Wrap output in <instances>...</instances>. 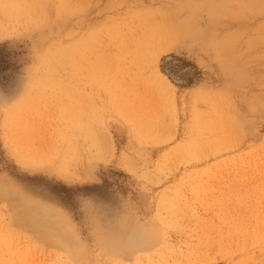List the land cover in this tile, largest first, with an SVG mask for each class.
Wrapping results in <instances>:
<instances>
[{"label": "rangeland", "instance_id": "374dc122", "mask_svg": "<svg viewBox=\"0 0 264 264\" xmlns=\"http://www.w3.org/2000/svg\"><path fill=\"white\" fill-rule=\"evenodd\" d=\"M216 1H11L26 17L0 36V264H264V0ZM158 19L198 36L132 59ZM142 83L167 93L161 115L133 106Z\"/></svg>", "mask_w": 264, "mask_h": 264}, {"label": "bare ground", "instance_id": "6f19581e", "mask_svg": "<svg viewBox=\"0 0 264 264\" xmlns=\"http://www.w3.org/2000/svg\"><path fill=\"white\" fill-rule=\"evenodd\" d=\"M11 1H13V0H0V36H2V35H7V34H10V32H12L13 30H16L18 27H20V24H21V17H26V16H24V10H26V7L24 6V5H22L21 6V3H18V4H15L14 2H11ZM15 1V0H14ZM21 1V0H20ZM24 1V0H23ZM30 1H32V0H30ZM204 1V0H203ZM216 1V0H215ZM227 1H229V0H226V2ZM235 1V0H234ZM260 1V0H259ZM34 2V1H33ZM32 2V3H33ZM53 2V1H52ZM208 2V1H207ZM214 2V1H213ZM217 2V1H216ZM231 2V1H230ZM230 2H228V3H230ZM240 2H242V1H240ZM245 2H246V0H245ZM258 2V1H257ZM23 3V2H22ZM26 3L28 4V2L26 1ZM41 3V2H40ZM39 3V4H40ZM218 3V2H217ZM216 3V4H217ZM220 3V2H219ZM219 3L217 4V5H219ZM225 3V2H224ZM236 3V2H235ZM31 4V3H30ZM29 4V5H30ZM36 4V3H35ZM50 4V3H49ZM210 4V3H209ZM226 4V3H225ZM236 4H239V2L238 3H236ZM242 4H244V3H242ZM260 4V3H259ZM34 5V4H33ZM33 5H32V7H33ZM47 5V4H46ZM96 5V4H95ZM216 5V6H217ZM245 5V4H244ZM250 5V4H249ZM44 6V5H43ZM69 6V5H68ZM183 6V5H182ZM189 6V5H188ZM225 6V5H224ZM248 6V5H247ZM25 7V9H23ZM41 7V6H40ZM181 7V6H180ZM240 7H241V5H240ZM250 7H251V5H250ZM249 7V8H250ZM35 8H36V5H35ZM27 9H31V11H32V8H27ZM43 9H44V7H43ZM97 9V8H96ZM244 9H246V8H244ZM46 10V9H45ZM64 10V9H63ZM228 10V9H227ZM226 10V11H227ZM229 10H230V8H229ZM233 10H235V9H233ZM232 10V11H233ZM247 10V9H246ZM30 11V10H29ZM34 11V13H36L35 12V10H33ZM39 11L40 12H42L40 9H39ZM220 11V10H219ZM225 10H224V12H226ZM236 11V10H235ZM240 11V10H239ZM241 11H243V10H241ZM38 12V11H37ZM39 12V13H40ZM66 12V11H65ZM68 12V11H67ZM177 12V11H176ZM230 12V11H229ZM234 12V11H233ZM253 12H254V10H253ZM31 13V12H30ZM54 13V12H53ZM182 13V12H181ZM194 13H196V12H194ZM226 13H228V12H226ZM27 14H28V12H27ZM37 14V16H38V13H36ZM44 15H45V13H43ZM42 14V15H43ZM171 14V13H170ZM176 14V13H175ZM235 14V13H234ZM26 15V14H25ZM29 15V14H28ZM36 16L35 14H33L32 13V15H29V16H32L33 17V20H34V16ZM173 15V14H172ZM171 15V16H172ZM183 15V14H182ZM195 15V14H194ZM207 15V14H206ZM231 15H233V13H231ZM236 15V14H235ZM37 16H36V18H37ZM41 15L39 14V16L38 17H40ZM230 16V15H229ZM234 16V15H233ZM196 17V16H195ZM48 18V17H47ZM26 19H29V17L28 18H26ZM26 19L24 20V21H26ZM30 19H31V17H30ZM174 19V18H173ZM40 20V19H39ZM154 20V19H153ZM175 20V19H174ZM30 21V20H29ZM23 22V21H22ZM31 22V21H30ZM33 22V21H32ZM177 22V21H176ZM189 22V21H188ZM187 21H181V22H177V23H175V21L173 22L172 20L169 22V21H166V20H163V19H158V20H156L155 22H153L154 24H151V23H149V24H144V25H138V26H136L135 28H134V31L137 33L136 34V38H135V49H137V50H135L134 49V51H133V53L132 54H130L131 55V57H132V59H135V58H139V59H141V57H142V55H143V53L144 52H146V51H148L149 49H150V47L151 46H154V47H156V48H154V49H158V50H164V48L165 47H171V45L172 44H175L176 43V41H181V40H190V41H192V38H194V36H198L197 35V33H198V29H196L195 28V26H194V28L192 27V25L190 24V22L188 23ZM36 23V22H35ZM67 23V22H66ZM33 24V23H32ZM27 25H29V24H26V26ZM75 25H76V23H75ZM199 25V24H198ZM197 25V26H198ZM202 25V24H201ZM28 28V27H27ZM81 28V27H80ZM99 28V27H98ZM38 29V28H37ZM50 29H52V28H50ZM85 30V29H84ZM74 31V30H73ZM68 33H69V31H68ZM73 33H75V32H73ZM200 36H202V34L200 35ZM200 36H199V38H200ZM203 37V36H202ZM209 37V36H208ZM233 37V36H232ZM182 38V39H181ZM196 38V37H195ZM178 39H180V40H178ZM205 39V38H204ZM210 39V38H209ZM127 40V39H126ZM131 40V39H130ZM206 40H203V42H205ZM189 42V41H188ZM200 42V41H199ZM209 42V41H208ZM123 43V42H122ZM180 43V42H179ZM189 43H191V42H189ZM196 43V42H195ZM113 44V43H112ZM127 44V43H126ZM183 44V43H182ZM185 44V43H184ZM233 45V44H232ZM129 46V45H128ZM173 46V45H172ZM228 46V45H227ZM131 47V46H130ZM133 48V47H132ZM103 49V48H102ZM153 50V49H152ZM223 50V49H222ZM227 50V49H226ZM75 51V50H74ZM97 51V50H96ZM224 51V50H223ZM77 52V51H76ZM89 53V52H88ZM93 53H94V50H93ZM109 53V52H108ZM107 53V54H108ZM131 53V52H130ZM129 54V53H128ZM84 55V54H83ZM82 55V57H83V59L85 58V55L83 56ZM88 55V54H87ZM90 56L92 55V54H89ZM88 55V56H89ZM103 55V54H102ZM70 56H71V60L70 61H72L73 62V65H71L72 66V74L70 75L71 77H72V80H74V81H76V83H77V81L78 80H81L82 78H83V80H84V77H83V75L81 76V74H79L78 73V71H79V69H78V71H76V68H74L75 66H77L78 67V65H77V61H78V63H81L80 61H79V53L77 52V53H73L72 52V55L70 54ZM101 56V55H100ZM106 56V55H105ZM108 56V55H107ZM112 56V55H111ZM220 56V55H219ZM87 57V56H86ZM92 59H93V61L94 62H97V61H99V62H101L100 60L101 59H99V57H98V54H97V52H96V55L94 56V55H92ZM102 57V56H101ZM123 57H125V56H123ZM130 57V56H129ZM79 58V59H78ZM103 58V57H102ZM70 59V58H69ZM82 59V58H81ZM85 59H87V58H85ZM106 59H108V58H106ZM120 59V58H119ZM231 59V58H230ZM88 60H89V57H88ZM111 60V59H110ZM125 60V59H124ZM129 60H131V59H129ZM86 61V60H85ZM121 61V60H120ZM128 61V60H127ZM135 62H136V60H134ZM83 62H84V60H83ZM103 62H105V59L103 60ZM102 62V63H103ZM132 62V61H131ZM86 63V62H85ZM125 63H126V61H125ZM139 63V62H138ZM82 64V63H81ZM87 64V63H86ZM120 64V63H119ZM134 64V63H133ZM137 64V63H136ZM80 66V65H79ZM86 66V65H85ZM116 66V65H115ZM81 68H83L82 66H80ZM92 67H93V65H92ZM97 67V66H96ZM110 67V66H109ZM52 68V67H51ZM71 68V67H70ZM88 68V67H87ZM60 69V68H59ZM92 69V72H93V68H91ZM63 70V69H62ZM61 70V71H62ZM83 70V69H82ZM81 70V72H83V73H85L84 72V70L82 71ZM86 70V69H85ZM107 70H108V68H107ZM106 70V71H107ZM121 70V69H120ZM119 70V71H120ZM124 70V69H123ZM129 70V69H128ZM99 71V70H98ZM125 71H126V69H125ZM124 71V72H125ZM63 72V71H62ZM95 72V71H94ZM93 72V73H94ZM100 72V71H99ZM117 72V71H116ZM123 72V73H124ZM57 73V72H56ZM61 73V72H60ZM90 74H88V75H91V72H89ZM115 73V72H114ZM127 73V72H126ZM128 73H129V71H128ZM66 74V73H65ZM116 74V73H115ZM114 74V75H115ZM41 75H42V73H41ZM62 75V74H61ZM85 75V74H84ZM99 75V74H98ZM97 75V78L99 77ZM123 75V74H122ZM130 75H131V73H130ZM37 76V75H36ZM95 76H96V74H95ZM95 76H93V78L94 79H96L95 78ZM102 76V75H101ZM126 76V75H125ZM133 76V75H132ZM149 76V75H148ZM59 77V76H58ZM71 77H70V80H71ZM112 77V76H111ZM111 77L109 76L108 78H110L111 79ZM115 77V76H114ZM119 77H120V75H119ZM126 77H129L128 75L126 76ZM60 78V77H59ZM62 78H65V76L64 77H62ZM91 78H92V76H91ZM100 78H102V77H100ZM99 78V79H100ZM116 78V77H115ZM124 78V77H123ZM134 78V77H133ZM148 78V77H147ZM167 78V77H166ZM88 79V78H87ZM109 79V80H110ZM130 79V78H129ZM136 79H138V78H136ZM135 79V80H136ZM57 80V79H56ZM90 80V79H89ZM114 81H109V82H115V80L116 79H113ZM120 80H121V78H120ZM124 80H125V78H124ZM168 80V79H167ZM36 81V80H35ZM88 81V80H87ZM96 81V80H95ZM95 81H93V84H94V82ZM97 81H99V80H97ZM101 81H102V79H101ZM130 81V80H129ZM137 81H139V80H137ZM137 81H135V82H137ZM64 82V81H63ZM83 82V81H82ZM89 82H91V81H89ZM100 82V81H99ZM104 82V81H103ZM103 82H102V84H103ZM118 82H120V81H118ZM118 82H116L117 84L116 85H118ZM122 82V85H123V81H121ZM120 82V83H121ZM128 82V81H127ZM133 81H131V83H132ZM140 82V81H139ZM138 82V83H139ZM167 82V81H166ZM75 82H73V84H74ZM92 83V82H91ZM96 83H98V82H96ZM148 83L150 84V85H153V84H155V80L153 79V82L151 81V80H148ZM171 83V82H170ZM70 84V83H69ZM80 84V83H79ZM101 84V83H100ZM99 84V85H100ZM101 84V85H102ZM104 84H105V82H104ZM113 84V83H112ZM144 83H142V85H143ZM169 84V83H168ZM167 84V85H168ZM63 85V84H62ZM88 85V84H87ZM95 85V84H94ZM106 85V84H105ZM108 86H109V83L107 84ZM106 85V86H107ZM125 85H126V81H125ZM129 86H130V82H129V84H128ZM156 85V86H155ZM154 86V88L156 89V87H157V85H159L158 83L157 84H155ZM166 85V86H167ZM75 86V85H74ZM103 86V85H102ZM128 86V88L130 89V87ZM133 86V85H132ZM135 86H138V84H136ZM77 87V86H76ZM79 87V86H78ZM77 87V88H78ZM83 87L84 86H82V88L81 89H83ZM95 87H96V85H95ZM101 87V86H100ZM112 87V86H111ZM134 87V86H133ZM65 88V87H64ZM68 88V87H67ZM73 88H75V87H73ZM80 88V87H79ZM89 88L90 89H92L93 88V85H90L89 86ZM97 88V87H96ZM99 88V87H98ZM105 88V87H104ZM114 88V87H113ZM117 88V87H116ZM115 88V89H116ZM121 88V89H120ZM124 89H125V86L123 87ZM123 88L121 87V86H119V89H120V91H121V96L125 99L126 98V95L125 94H127V93H125V91L123 90ZM127 87H126V89H127V91H130L129 89H128ZM137 88V87H136ZM135 88V89H136ZM169 88V87H168ZM167 88V89H168ZM70 89V88H69ZM68 89V90H69ZM85 89V88H84ZM83 89V90H84ZM101 89V88H100ZM114 89V90H115ZM132 89H134V88H132ZM131 89V96H133L135 99H134V102L133 103H135V104H133V106H138L140 109H141V107H140V104H142L143 103V110H146V113L148 112V113H150L151 111H153V110H155L156 112H158L157 113V115L159 114V115H161L160 114V112L161 111H164L165 109H166V104H165V102H164V100L166 99H168V98H166V96H165V98L163 97V95L165 94V93H163L164 91H163V89L162 88H160L158 91L157 90H153V92H151V95L152 96H147L148 94H146L145 92H143V91H146V87L144 88V85L139 89V90H132ZM48 90V89H47ZM59 90V89H58ZM75 90V89H74ZM83 90H79V91H83ZM104 90V89H103ZM110 90V89H109ZM117 91H118V89H116ZM59 91H61V90H59ZM86 91V90H85ZM96 91H98V90H96L95 89V91L94 92H96ZM100 91V90H99ZM107 91H108V89H107ZM171 91V90H170ZM109 92V91H108ZM113 92V91H112ZM119 92V91H118ZM56 93V92H55ZM70 93H71V91H70ZM97 93V92H96ZM100 93H102V89H101V92ZM125 93V94H124ZM84 94H87V92L86 93H84ZM129 94H130V92H129ZM167 94V93H166ZM165 94V95H166ZM70 95V94H69ZM73 95V94H72ZM88 95V94H87ZM94 95V94H93ZM44 96V95H43ZM58 96V95H57ZM76 96H77V91H76ZM65 97V96H64ZM81 97H83L82 95H81ZM99 98H100V95L98 96ZM170 97V96H169ZM70 98V97H69ZM75 98V97H74ZM77 98L79 99V97L77 96ZM88 98V97H87ZM93 98H95V97H92V101L93 100H95V99H93ZM98 98V99H99ZM101 98H102V96H101ZM50 99V98H49ZM72 99H73V97H72ZM71 98L69 99V100H72ZM82 99V98H81ZM96 99H97V97H96ZM132 99V98H131ZM165 100V101H166ZM76 101V100H75ZM56 102V101H55ZM65 102V101H64ZM78 102H81V101H79L78 100ZM94 103H96L95 101H93ZM115 102V101H114ZM167 102V101H166ZM54 103V102H53ZM69 103V102H68ZM77 103V102H76ZM41 104V103H40ZM56 104V103H55ZM59 104V103H58ZM70 104V103H69ZM73 104H75V103H71V105H73ZM78 104V103H77ZM80 104V103H79ZM98 104H99V101H98ZM101 104H102V102H101ZM39 105V104H38ZM60 105H62V104H60ZM76 105V104H75ZM89 105H90V103H89ZM131 105V104H130ZM58 106V105H57ZM78 106V105H77ZM82 106V105H81ZM94 106H97L96 104L94 105ZM41 107V106H40ZM59 107V106H58ZM63 107V106H62ZM72 107H74V105L72 106ZM79 107V106H78ZM83 107V106H82ZM98 107V106H97ZM60 108V107H59ZM70 109H71V112H73L72 110V108L71 107H69ZM93 108V107H92ZM67 107H66V111H67ZM53 110V109H52ZM98 110V109H97ZM100 110V109H99ZM69 111V110H68ZM84 111V110H83ZM89 111V110H88ZM76 112V111H75ZM44 113V112H43ZM54 113V112H53ZM58 113V112H57ZM65 113V112H64ZM68 113V112H67ZM92 113V112H91ZM151 113H154V112H151ZM48 115H50V114H48ZM52 115V114H51ZM76 115V114H75ZM64 116V115H63ZM68 117V116H67ZM71 117V116H70ZM63 118V117H62ZM41 119H42V117H41ZM89 120V119H88ZM63 121V120H62ZM85 121V120H84ZM43 122V121H42ZM47 122V121H46ZM34 123V122H33ZM44 123V122H43ZM49 123H51V121L49 122ZM64 124V123H63ZM58 126V125H57ZM44 127V126H43ZM46 127V126H45ZM59 127V126H58ZM48 129V128H47ZM72 129V128H71ZM51 130H52V128H51ZM91 130V129H90ZM46 131V130H45ZM93 133V132H92ZM74 134V133H73ZM31 134L29 133V136H30ZM91 135H93V134H91ZM94 136V135H93ZM50 137V136H49ZM54 137V136H53ZM102 137V136H101ZM41 138V137H40ZM45 138H46V136H45ZM44 138V140L46 141L47 139H45ZM43 139V138H42ZM41 140V139H40ZM43 140V141H44ZM50 140V139H49ZM104 140V139H103ZM106 140V139H105ZM110 140V139H109ZM42 141V140H41ZM41 141H39V142H41ZM64 141V140H63ZM68 141V140H67ZM47 143H48V140L46 141ZM61 142H62V140H61ZM106 142V141H105ZM107 142H108V140H107ZM42 143V142H41ZM40 143V144H41ZM103 143V142H102ZM109 143H111V142H109ZM44 144V143H43ZM104 144V143H103ZM47 145V144H46ZM46 145H44V147L46 146ZM51 145V144H50ZM56 145V144H55ZM63 145V144H62ZM64 146V145H63ZM43 147V146H42ZM102 148V147H101ZM62 149V148H61ZM94 150V149H93ZM73 153V152H72ZM73 162V161H72ZM80 175H82V174H80ZM3 193V192H2ZM16 198V197H15ZM22 199V198H21ZM22 200H24V199H22ZM21 201V200H20ZM27 203L25 200L23 201V202H21L22 204H25V203ZM33 203V202H32ZM31 202H30V204H29V202H28V207H30V208H28V209H32V205H34V203L32 204ZM32 204V205H31ZM23 206V205H22ZM22 206H21V208H22ZM34 206H36V207H38L37 205H34ZM33 206V207H34ZM35 207V208H36ZM39 207H41V206H39ZM16 209H13V211L14 210H18V208H17V206L15 207ZM35 208H33V209H35ZM42 209H44L45 210V208L46 207H41ZM23 210H25L24 208H22ZM20 210V214H21V209H19ZM39 210H40V214H41V211H44V210H41L40 208H38V211H37V208H36V210L35 211H37L36 212V214L38 213L39 214ZM31 211V210H30ZM35 211H33V212H35ZM47 211H49V213H47V214H49V216H51L50 215V210H48L47 209ZM18 212V211H17ZM17 212L15 211V215L16 216H14V217H19L20 218V220H21V218L24 216V212L21 214L22 215V217H20V214L18 213V215L19 216H17ZM26 212V211H25ZM53 212V211H52ZM51 212V213H52ZM27 213V212H26ZM30 214V213H29ZM28 213H27V215H28V217H27V215H25L24 217H25V219H27L28 220V218H30L29 216L31 215H29ZM39 214V215H40ZM52 214H54V215H52V219H53V217L55 216V220H54V222L55 221H59L58 219H59V217H56L57 215H55V213H52ZM44 215H45V212H44ZM60 215V214H59ZM58 215V216H59ZM47 216V215H46ZM61 216V215H60ZM13 217V216H12ZM19 218H17V219H19ZM51 218V217H50ZM57 218V219H56ZM22 219H24V218H22ZM31 220H33L32 219V216H31ZM60 220H62L61 218H60ZM13 221H16V219H14ZM17 221H19V220H17ZM21 221H23V220H21ZM20 221V222H21ZM29 221V223L31 222L30 221V219L28 220ZM26 222V221H25ZM35 222V221H34ZM61 222H63V221H61ZM61 222H60V224H61ZM28 222H26L25 224H29ZM58 223V222H57ZM56 223V224H57ZM24 223H22V225H23ZM53 224H55V223H53ZM29 225H31V224H29ZM40 225V224H39ZM24 227L26 226V225H23ZM57 226V225H56ZM58 226H61V225H58ZM26 228V227H25ZM53 228V227H52ZM55 228V227H54ZM59 228V227H58ZM61 228V227H60ZM64 228V227H63ZM43 230H45V229H42V231ZM53 229H50V230H48L47 229V231L45 230L44 232L45 233H43V237L45 238V240L47 241V243L50 241L51 242V240H52V238H55L54 236H53V234H54V232L52 231ZM63 230V229H62ZM62 230H60V231H62ZM62 233V232H61ZM133 239V238H132ZM112 241V240H111ZM110 241V243H112ZM219 245V244H218Z\"/></svg>", "mask_w": 264, "mask_h": 264}, {"label": "trees", "instance_id": "16d2710c", "mask_svg": "<svg viewBox=\"0 0 264 264\" xmlns=\"http://www.w3.org/2000/svg\"><path fill=\"white\" fill-rule=\"evenodd\" d=\"M173 79H174V78H173ZM174 81H176V80L174 79ZM186 85H191V84H190V83H189V84L186 83Z\"/></svg>", "mask_w": 264, "mask_h": 264}]
</instances>
